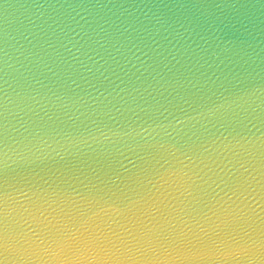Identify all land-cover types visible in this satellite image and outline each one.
I'll return each mask as SVG.
<instances>
[{"label": "water", "instance_id": "95a60500", "mask_svg": "<svg viewBox=\"0 0 264 264\" xmlns=\"http://www.w3.org/2000/svg\"><path fill=\"white\" fill-rule=\"evenodd\" d=\"M0 264H264V0H0Z\"/></svg>", "mask_w": 264, "mask_h": 264}]
</instances>
